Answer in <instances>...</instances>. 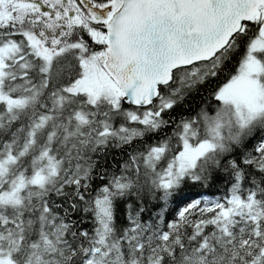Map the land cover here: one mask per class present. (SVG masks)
I'll use <instances>...</instances> for the list:
<instances>
[{
    "label": "snow or ice",
    "instance_id": "6c2138e0",
    "mask_svg": "<svg viewBox=\"0 0 264 264\" xmlns=\"http://www.w3.org/2000/svg\"><path fill=\"white\" fill-rule=\"evenodd\" d=\"M0 264H264V0H0Z\"/></svg>",
    "mask_w": 264,
    "mask_h": 264
}]
</instances>
